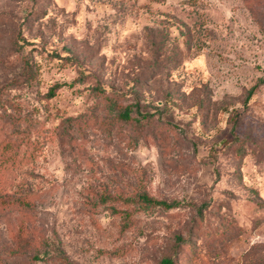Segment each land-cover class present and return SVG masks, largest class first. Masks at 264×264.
<instances>
[{
	"label": "rangeland",
	"instance_id": "obj_1",
	"mask_svg": "<svg viewBox=\"0 0 264 264\" xmlns=\"http://www.w3.org/2000/svg\"><path fill=\"white\" fill-rule=\"evenodd\" d=\"M164 258L264 264V0H0V264Z\"/></svg>",
	"mask_w": 264,
	"mask_h": 264
},
{
	"label": "trees",
	"instance_id": "obj_2",
	"mask_svg": "<svg viewBox=\"0 0 264 264\" xmlns=\"http://www.w3.org/2000/svg\"><path fill=\"white\" fill-rule=\"evenodd\" d=\"M129 109L128 108H125L122 112V116L124 118H128L129 117ZM142 200L146 201V202H154V203H160V204H163L165 205L166 207H171L173 204L171 203H166L164 201H157V200H152L151 198H149L148 196H146L145 194L141 196ZM161 264H174L173 263V260L170 259V258H164L161 260Z\"/></svg>",
	"mask_w": 264,
	"mask_h": 264
}]
</instances>
